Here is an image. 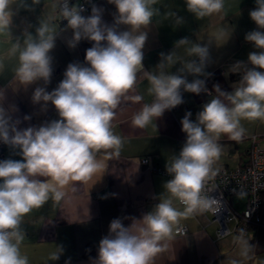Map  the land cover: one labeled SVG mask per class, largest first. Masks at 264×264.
<instances>
[{
    "label": "clouds",
    "instance_id": "1",
    "mask_svg": "<svg viewBox=\"0 0 264 264\" xmlns=\"http://www.w3.org/2000/svg\"><path fill=\"white\" fill-rule=\"evenodd\" d=\"M15 3L17 0H0V32L10 28ZM108 3L115 7L111 24L104 21L103 8L95 4L87 16L82 4L59 0L53 5L67 22L66 29L71 30L68 47L74 49L82 40L92 46L85 50L83 63L67 65L63 79L51 91L46 88L53 75L50 53L59 35L51 22H41L35 35L25 31L23 47L19 40L13 45L12 54L18 51L16 79L27 86L42 81L44 86H37L32 92V103L45 110L51 104L58 119L22 128L21 120L0 104V143L21 157L0 160V264H29L28 257L20 251L25 238L23 218L50 199H63L62 189L70 182L90 180L105 167L101 155H119L123 140L114 133L112 121L121 99L134 88L141 73L149 83L153 100L144 103L132 117L133 125L139 128L184 103L185 92L208 94L206 80L212 74L206 68L211 41L192 43L188 37L180 38L174 47H185L187 56L193 59L183 60L172 49L160 54L156 65L159 71L152 73L143 63L149 35L143 29L159 14L154 7L156 0ZM32 4L38 5L40 0H32ZM19 5L30 7L25 0H19ZM185 5L189 13L203 19L222 12L225 0H185ZM255 5L249 17L256 29L247 32L245 40L256 51L248 54L246 62L237 61L230 66L229 73L240 74L237 86L225 91L219 84L214 85L216 97L201 106L194 120L191 111L185 113L180 124L186 139L165 164L170 179L162 185L165 191L159 202L141 218H131L128 226L120 218L113 219L108 234L99 241L92 264H152L154 257L166 248L162 242L172 239L174 231H181L182 219L213 209L219 203L208 193L207 183L217 174L213 165L221 156L220 137L227 135L240 141L246 134L242 121L264 120V0H255ZM182 19L177 17V23ZM231 35L222 27L212 39H230ZM177 63L181 67L175 72L165 70ZM189 76L193 79L189 80ZM142 99L139 95L134 97L137 102ZM23 119L31 117L25 115ZM235 239L242 245L240 255L250 258L255 246L242 237ZM58 249L53 260H58L63 252L62 247ZM232 264L240 262L233 260Z\"/></svg>",
    "mask_w": 264,
    "mask_h": 264
},
{
    "label": "crops",
    "instance_id": "2",
    "mask_svg": "<svg viewBox=\"0 0 264 264\" xmlns=\"http://www.w3.org/2000/svg\"><path fill=\"white\" fill-rule=\"evenodd\" d=\"M58 2L40 0V4L33 5L32 0H25L30 6L25 8L20 7L17 0L13 5L10 28L0 32V104L14 113V118L21 120L22 128L58 119V115L51 104L45 110L41 105L32 103V92L35 87L44 86L42 81L27 86L16 79L18 51L12 54L13 45L19 40L23 47L25 31L35 35L41 22H51L59 35L50 53L53 57V75L46 86L48 91L63 79L69 63L84 62L85 50L92 46L91 42L82 40L74 49L68 47L67 40L72 33L57 17L58 8L53 5ZM94 4L103 8V19L111 24L114 5L109 4L108 0H96ZM255 6V0H225L222 12L197 19L186 10L185 0H156L154 7L159 9V14L143 29L149 34L144 49L145 69L157 73L160 54L172 49L183 60L193 59L187 56L185 47H174V42L182 37H188L192 43L211 41L210 62L206 68V72L212 74L206 80L208 94L185 92L184 103L165 111L162 117L154 119L147 127L139 128L133 125L132 117L144 103L153 100L148 92L149 83L141 73L134 88L121 99L112 121L114 133L123 140L119 155L110 158L101 155L105 167L90 180L70 182L62 189L65 193L63 199H50L23 218L21 228L25 238L20 244V251L28 257L29 264H92L97 256L99 241L108 234L113 219L120 218L128 226L131 218L139 219L152 210L159 202L160 194L165 191L163 183L170 179L165 164L179 152L186 139L181 131L182 117L191 111L194 120L201 106L216 97L214 85L219 84L223 90L232 91L240 80V74L229 73L230 66L237 61L246 62L248 54L256 51L245 40V34L256 29L249 17L250 10ZM177 17H182V22L177 23ZM222 27L232 33L230 39L225 36L218 41L213 40L214 34ZM179 67L181 64L177 63L165 70L175 72ZM188 79L193 77L189 76ZM138 95L143 97L139 102L134 100ZM25 115L31 119L25 121ZM242 124L246 134L240 141L231 140L227 135L220 137L218 143L222 151L213 165L214 169L245 163L249 159L252 135L257 134L264 143V120H244ZM7 158L21 157L5 145L0 149V160ZM144 158L147 159L146 163L142 161ZM240 197L243 198L236 203L234 196V204L244 205L246 197ZM174 206L183 210L178 202H174ZM180 225L187 226L188 232L180 234L174 231L172 239L162 242L166 248L154 257L152 264H232L233 260L240 264H264V227H251L247 234H241L235 230L234 223L230 225L233 232L218 240V223L208 211L182 219ZM236 237L247 239L255 246L250 258L240 255L242 245ZM58 246L62 247L63 252L58 260H53L51 257L59 251Z\"/></svg>",
    "mask_w": 264,
    "mask_h": 264
},
{
    "label": "built area",
    "instance_id": "3",
    "mask_svg": "<svg viewBox=\"0 0 264 264\" xmlns=\"http://www.w3.org/2000/svg\"><path fill=\"white\" fill-rule=\"evenodd\" d=\"M70 4H82L86 8L84 15H88L96 0H69ZM59 14V10H58ZM62 24L67 25L59 14ZM249 159L235 167L222 166L216 170V175L209 179L207 190L210 195L219 200L213 209L208 210L212 219L218 223L217 239L231 234L233 230L230 222L235 223V230L247 234L251 227H264V143L257 134L251 136ZM5 145L0 143V149ZM144 163L147 159H142ZM161 170V169H159ZM245 195L244 208L240 211L233 207L234 196ZM180 234L188 232V227L179 225ZM244 232H241V230Z\"/></svg>",
    "mask_w": 264,
    "mask_h": 264
},
{
    "label": "rangeland",
    "instance_id": "4",
    "mask_svg": "<svg viewBox=\"0 0 264 264\" xmlns=\"http://www.w3.org/2000/svg\"><path fill=\"white\" fill-rule=\"evenodd\" d=\"M242 198H243V197H240V195H235L236 203H237V201L241 200ZM233 207H234L235 209H237V210H240V211L244 208L243 205H240V204H234V203H233ZM233 224H234V222H233V223L230 222V225H233Z\"/></svg>",
    "mask_w": 264,
    "mask_h": 264
},
{
    "label": "trees",
    "instance_id": "5",
    "mask_svg": "<svg viewBox=\"0 0 264 264\" xmlns=\"http://www.w3.org/2000/svg\"><path fill=\"white\" fill-rule=\"evenodd\" d=\"M57 17H58V19H59V14H58V16H57ZM59 20H60V19H59Z\"/></svg>",
    "mask_w": 264,
    "mask_h": 264
}]
</instances>
